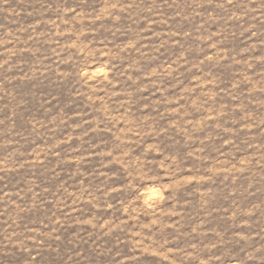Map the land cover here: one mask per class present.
Here are the masks:
<instances>
[{
    "label": "rangeland",
    "instance_id": "obj_1",
    "mask_svg": "<svg viewBox=\"0 0 264 264\" xmlns=\"http://www.w3.org/2000/svg\"><path fill=\"white\" fill-rule=\"evenodd\" d=\"M0 264H264V0H0Z\"/></svg>",
    "mask_w": 264,
    "mask_h": 264
}]
</instances>
